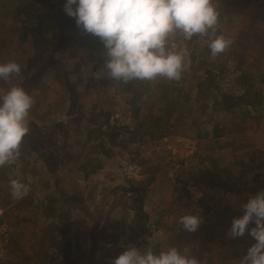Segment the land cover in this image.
<instances>
[{
  "label": "rangeland",
  "instance_id": "obj_1",
  "mask_svg": "<svg viewBox=\"0 0 264 264\" xmlns=\"http://www.w3.org/2000/svg\"><path fill=\"white\" fill-rule=\"evenodd\" d=\"M228 1L234 8L217 10V35L231 40L224 53L212 58L207 38H199L181 45L193 53L179 81L156 78L123 92L101 84V72L85 60V33L64 13V0H0V63L14 61L22 70L21 77L0 80V93L23 87L32 96L27 136L56 169L51 173L36 150L21 146L19 158L0 167V220L10 229L5 264H112L129 245L157 253L188 249L199 264H240L255 241L247 233L229 238L230 222L260 191L256 174L264 186V0ZM27 3L56 15L59 41L50 33L41 47L29 35L23 39L26 18L16 10ZM249 85L247 99L242 93ZM227 97L243 103L216 110ZM111 118L115 132L141 126L142 141L109 138L116 128ZM162 123L166 128L153 129ZM215 124L222 129L218 139L212 138ZM178 136L195 139L198 148L170 180L164 140ZM180 157L178 151L174 159ZM89 160L95 171H82ZM131 163L143 172L136 185L121 173ZM15 179L30 189L19 199L10 192ZM194 185L204 194L197 203L188 192ZM225 208L234 215L215 220ZM187 214L200 216L194 233L179 224Z\"/></svg>",
  "mask_w": 264,
  "mask_h": 264
},
{
  "label": "clouds",
  "instance_id": "obj_2",
  "mask_svg": "<svg viewBox=\"0 0 264 264\" xmlns=\"http://www.w3.org/2000/svg\"><path fill=\"white\" fill-rule=\"evenodd\" d=\"M63 11L75 20L83 33L99 39L105 53L104 69L115 81H152L164 78L179 81L190 65L189 53L173 37L184 40L206 37L212 58L231 45L217 35L219 13L213 0H64ZM16 62L0 63V80L21 77ZM34 100L23 87L0 93V167L14 163L20 146L30 131L29 114ZM13 198L26 196L29 187L18 179L9 182ZM243 215L231 221L229 238L246 233L255 242L240 264H264V190L241 203ZM199 215L179 219L183 231L194 233L200 227ZM254 225L253 227H249ZM112 264H199L189 250L168 247L158 253L150 246L129 245Z\"/></svg>",
  "mask_w": 264,
  "mask_h": 264
},
{
  "label": "trees",
  "instance_id": "obj_3",
  "mask_svg": "<svg viewBox=\"0 0 264 264\" xmlns=\"http://www.w3.org/2000/svg\"><path fill=\"white\" fill-rule=\"evenodd\" d=\"M31 5L32 4H30V3H27L26 5L25 4H19V7H18L19 9L16 10L17 14H21L22 16H24L26 18L25 21H22V22L20 21L22 24V25H20V28L22 29V32L24 34L23 39H24V37L29 35L31 38V45H33V46L39 45V47H41L45 43L44 37L50 33L51 37H49V38L53 39L52 41H54V42L59 41L60 36L62 37L61 30L58 28L60 25L59 23H61V22L59 20L57 21L58 18H56V15L53 14L51 12V10L48 11V9L41 10V11H38V10L35 11L34 7H32ZM48 24H49V26H55L57 28L53 29V27H48L47 26ZM72 28L76 29V26L73 25V26H71V29ZM199 38H203V37L194 36L191 44H188V45H192L193 43H195V41L199 40ZM82 40H84V44L82 46L83 47L85 46V50H84L85 60L87 62H89V64H91V67L93 70H98L99 72H101V75H102L100 78L101 84H105V85L106 84H114L116 87L121 86V88L123 89V92H131V91L135 90L136 86L138 87L141 83H143L142 81H139V80H133V81H130L128 83H123V82H118V81L112 80L108 76H105L106 73L104 72L105 71L104 64H105L106 57H105L103 46L100 43L99 39L96 37H93L91 35L85 34V36L82 37ZM192 53H193V51L190 53L189 56H191ZM86 61H84V63ZM239 89H241V91H242L243 87L239 86ZM252 91H253V87H252V85H249L247 87L246 91L245 92L243 91L242 94H243V96H245V98L249 99L252 97V93H253ZM241 98H243V97L241 96ZM242 100L240 101V99L227 97V98H225L223 105H220V106H219V104L216 105L217 106L216 110H219L223 113H226V111L230 112L237 105H241L243 103ZM103 120L106 121V116H103ZM165 126H166V124L162 123V124H159L157 127H154L153 129L158 130L160 128H166ZM140 129H141V126H138L137 129L135 130V132L132 128L131 129L129 128V130H128V128H126V129L123 128L122 132L121 131L115 132L117 130V128H115L109 134H107V136H109V138H112V140H115L121 134H124V137L126 139V143H128L129 145L135 144V143H139L142 141L143 137H141V135H143V134L140 131ZM157 136L159 138L161 135H157ZM157 136L151 135L150 137L156 138ZM221 136H222V129L221 128L219 129L217 124L213 125L212 138L218 139ZM21 147L24 150H36L38 158L48 168V171H50L51 173H54L56 171V169L54 167H52L51 165L48 164L49 159H48L46 152L43 153V150L40 149L37 144L35 145V143L31 137L26 135L25 138L23 139ZM92 163H93V160H89V162L87 164L85 162L84 163L85 167H83L81 170L85 171V169H87L89 166H91V168L94 167L95 165H93ZM241 165L244 166V164H241ZM96 167L93 168L94 169L93 171H95ZM253 183L259 185L258 188L260 189V191L264 190V186L262 185L259 174H256L254 176ZM194 186L196 187V185H194ZM200 190H201L202 197L199 199V201L204 197L202 189H200ZM61 194L64 196L66 201L69 200L68 196H66L62 192H61ZM137 230H139L140 232H143V233L145 231L144 228H139ZM117 239H118L117 237H113L114 241H117ZM9 242H10V238L8 239V244H9ZM6 249H8V246Z\"/></svg>",
  "mask_w": 264,
  "mask_h": 264
},
{
  "label": "built area",
  "instance_id": "obj_4",
  "mask_svg": "<svg viewBox=\"0 0 264 264\" xmlns=\"http://www.w3.org/2000/svg\"><path fill=\"white\" fill-rule=\"evenodd\" d=\"M214 5V0H213ZM193 37L190 40H184L182 36L176 35L173 37V40L181 45H188L191 44ZM191 46V45H190ZM192 48L188 49V53L190 54L192 52ZM113 118H111L110 124L111 126L118 127L117 124H115L112 121ZM102 130H106L105 128H102ZM164 144H167V150L169 151L170 157V163H168L167 167V178L170 180H174L176 178V172L180 170V167L184 166L182 165L184 160L190 159L193 155L197 152V141L195 139L191 140L188 137L178 136L172 141L164 140ZM178 151H181L182 157L180 159H174V156L178 153ZM122 177L126 182L129 184L136 185L139 183V181L142 179V170L140 166L136 164H127L124 165L121 168ZM188 192L190 196L196 195L194 198V203H197L199 199L202 197L201 190L198 188H195V186L188 188ZM10 238V229L6 223H3L0 221V264H5V256H6V248L8 246V239Z\"/></svg>",
  "mask_w": 264,
  "mask_h": 264
},
{
  "label": "crops",
  "instance_id": "obj_5",
  "mask_svg": "<svg viewBox=\"0 0 264 264\" xmlns=\"http://www.w3.org/2000/svg\"><path fill=\"white\" fill-rule=\"evenodd\" d=\"M229 1L228 0H215V2H214V6H215V8L218 10V8H224V9H231V7L230 6H232V8H234V5H232V3L231 4H229L228 3ZM232 10H234V9H232ZM229 211L230 212H227L226 211V208L225 209H222V211H221V214H217V215H215L214 216V219L215 220H218V219H223L224 218V216H225V213H228L227 215H229V216H233L234 215V213L232 214V209H230L229 208ZM240 213H238V215L237 214H235V215H237V216H235V218H238V217H240V216H242L243 215V212H242V210H241V208H240V211H239ZM227 215H226V217H227ZM225 217V218H226ZM223 221H226L225 219L223 220ZM232 221V220H231ZM231 223V222H230ZM254 226V225H253Z\"/></svg>",
  "mask_w": 264,
  "mask_h": 264
}]
</instances>
